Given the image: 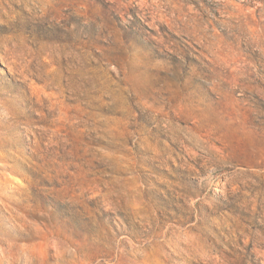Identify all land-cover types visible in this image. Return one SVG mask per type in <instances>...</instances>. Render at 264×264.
<instances>
[{"label":"rangeland","instance_id":"374dc122","mask_svg":"<svg viewBox=\"0 0 264 264\" xmlns=\"http://www.w3.org/2000/svg\"><path fill=\"white\" fill-rule=\"evenodd\" d=\"M0 264H264V0H0Z\"/></svg>","mask_w":264,"mask_h":264}]
</instances>
